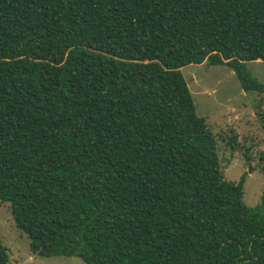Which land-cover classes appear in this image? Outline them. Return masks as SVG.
<instances>
[{
	"label": "trees",
	"instance_id": "obj_1",
	"mask_svg": "<svg viewBox=\"0 0 264 264\" xmlns=\"http://www.w3.org/2000/svg\"><path fill=\"white\" fill-rule=\"evenodd\" d=\"M254 61L264 0H0V205L29 254L264 264V188L248 207L224 179L179 72L225 66L260 96Z\"/></svg>",
	"mask_w": 264,
	"mask_h": 264
},
{
	"label": "rangeland",
	"instance_id": "obj_2",
	"mask_svg": "<svg viewBox=\"0 0 264 264\" xmlns=\"http://www.w3.org/2000/svg\"><path fill=\"white\" fill-rule=\"evenodd\" d=\"M245 69L251 78L264 83V62H248ZM179 72L196 115L204 119L216 139L224 179L237 182L244 175L242 202L255 206L264 188V118L256 115V111L264 112V95L243 93L225 66L204 62L186 65ZM232 134L237 136L236 143L229 148L225 143ZM0 243L14 264H84L77 257L31 256L28 240L14 227L7 205H0Z\"/></svg>",
	"mask_w": 264,
	"mask_h": 264
},
{
	"label": "water",
	"instance_id": "obj_3",
	"mask_svg": "<svg viewBox=\"0 0 264 264\" xmlns=\"http://www.w3.org/2000/svg\"><path fill=\"white\" fill-rule=\"evenodd\" d=\"M9 264H14V262L10 259V256H7Z\"/></svg>",
	"mask_w": 264,
	"mask_h": 264
}]
</instances>
